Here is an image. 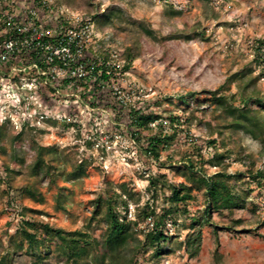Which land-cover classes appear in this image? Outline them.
<instances>
[{
	"label": "rangeland",
	"instance_id": "1",
	"mask_svg": "<svg viewBox=\"0 0 264 264\" xmlns=\"http://www.w3.org/2000/svg\"><path fill=\"white\" fill-rule=\"evenodd\" d=\"M15 1L20 13L36 3ZM52 1L54 8L92 18L94 35L88 52L92 59L104 61L110 54L109 61L123 66L128 50L138 54L127 73L122 68L116 71L113 83L133 106L161 116L166 134L173 139L157 161L140 151L143 146L114 130L118 120L113 109L89 97L86 106L72 97L56 102L46 89L38 96L43 107L32 105L29 115L15 114L9 105L0 103V110L4 106L7 112L0 114V264L4 257H9V264H36L35 257L18 249L27 246L16 234L25 220L86 233L97 261L91 257L84 264H264V239L249 231L259 228L258 234L264 235V178L260 182L250 178L251 173L264 171V133L256 139L245 129L231 127L235 118L211 102L208 94L189 100V105L180 101L192 92L214 91L237 73L244 77L220 91L232 106L241 105L243 95L264 96V66L255 62L254 51L257 41L264 43V0ZM43 13L47 24L56 21V9ZM104 15H110V21ZM62 91L79 95L83 88L65 85ZM251 107L259 110L254 104ZM171 116L180 120L175 131L170 128ZM11 117L13 123L7 119ZM23 120L33 131L21 128ZM71 120L78 128L70 125ZM117 133L123 138L112 137ZM211 140L217 141L212 148ZM41 148L48 175L34 167ZM215 149L227 156L217 167L206 164ZM187 158L205 164L210 175L218 171L243 175L237 188L251 190L250 197L244 209L212 213L210 224L202 229L201 251L191 258L185 239L193 230L192 216L201 215L205 208L203 195L195 191L186 206L189 214L180 212L172 220L176 223L168 220L163 228L171 236L164 245L170 253L156 257L155 249L143 246L144 234L152 228L143 210L148 204L161 214L170 206L166 198L172 186L184 181L172 166ZM80 163L88 164L86 174L71 179ZM154 176L161 177L157 192L149 182ZM123 185L129 194L123 193ZM30 192L41 194V199ZM119 194H124L129 205V218L139 221V235L109 253L102 246L106 211L98 209L96 202L99 197ZM217 236L220 246L215 255ZM40 264L72 263L53 247L49 260Z\"/></svg>",
	"mask_w": 264,
	"mask_h": 264
},
{
	"label": "trees",
	"instance_id": "2",
	"mask_svg": "<svg viewBox=\"0 0 264 264\" xmlns=\"http://www.w3.org/2000/svg\"><path fill=\"white\" fill-rule=\"evenodd\" d=\"M103 17L110 21V15H104ZM263 48V41H257L254 50L255 62L262 66H264ZM137 57L138 54H135L133 50L130 49L127 51L124 57L125 63L122 67V73H127L131 69L133 62ZM109 58L110 54H106L104 61L108 62ZM243 77L244 75L242 73H237L228 79L226 84L236 82ZM100 79L110 83L111 76L103 73L102 76H100ZM226 84L214 91L189 93L188 95L181 96L180 101L189 105V100H195L200 94H208L210 95L209 99L211 102L215 103L235 118L231 127L245 129L247 133L253 135L257 139L258 133H264V124L261 117L264 115V96L243 95L241 105L235 107L228 102L226 96L220 94V91ZM84 88L82 96L85 99H87V96L91 93L93 94V101H98L100 106L115 111L118 120V124L115 123V126H113L115 131L123 133L125 136H129L137 144L143 146V149L141 148L140 151H145L151 159L157 161L160 160L161 152L173 139L172 135L166 134V126L162 124L163 119L161 116L146 111L143 107L137 108L133 105L124 106L119 104L112 97L110 90L104 91L97 89L96 91L92 90L91 92H88L89 86L87 85ZM48 90L54 94V90ZM251 104L258 106L259 110H254L251 107ZM169 119L171 125L170 128L175 131L173 127L176 125L175 123H180V120L172 116ZM152 124H155V126H151ZM70 125L73 127L78 126L75 122L70 123ZM121 127L125 129V132H121ZM25 128L26 130L33 131V128L28 124ZM144 139L145 144H142ZM208 144L211 145L212 148V146H216L217 141L211 140ZM89 145H91V142H89ZM40 150L41 152L34 167L36 171L39 172L44 170L46 175H48L50 170L46 167L43 160V148ZM226 159V155L218 154V151L215 149L208 160H206V164H211L212 166L217 167ZM202 160L203 157L200 156L199 161ZM172 167L181 172L184 181L178 185L172 186L171 195L166 198V202L170 206L165 208L161 214H157L148 204L146 208H144L143 213L145 214V217H152L154 221L153 227L148 228L147 232L144 234L143 246H150L155 249L156 257L165 253H170L171 250H164V245L170 242L171 236L166 235L163 228L168 220L172 221L175 216L180 214V212L184 215L189 214V210H187L186 206L194 199V192L196 191L203 195L205 208L201 215L192 216L190 229L193 230L187 234L185 239L186 253L189 257L195 258L199 255L202 247V229L210 224L212 213H221L223 211L233 212L236 209H244L250 197L251 190L245 191L237 188L238 184L236 183L243 180V175L229 174L225 171H218L210 175L206 172L205 164L200 165L198 164V161L196 162L190 158H187L182 164ZM87 168L88 164L86 163L78 164L76 170L71 174V179H77L85 175ZM250 178L260 182V180L264 178V171L251 173ZM231 181H235V183L232 184ZM149 182L154 192H157V188L161 183V177H150ZM164 185L165 184L163 183L162 187H164ZM123 188V193L125 195L130 193V190L126 185H123ZM29 194L37 200L41 199V194L39 193L30 192ZM124 194L106 198L99 197L96 202L98 209H105L106 211L104 220L107 223V231L104 235L102 246L107 249L109 253H114L117 249L124 247L131 239H134L139 235V221L137 219L129 218V205L123 200ZM181 204L184 205V209L180 207ZM172 222L176 223V220ZM237 223L240 222L238 221ZM261 226H264V222ZM258 229L259 228L249 231L255 232L256 235L264 239V235L258 234ZM215 233L217 234V231H215ZM16 234L21 237L23 242L27 243V246L20 245L18 249L22 252L24 251L28 256L35 257L36 264H40L44 260H49L53 252V247L55 250L61 251L72 264H84L92 257L94 250V244L86 233L78 231L69 232L62 228H56L46 222L22 221ZM219 246L220 242L217 236L215 255H218L219 253ZM92 258L97 261L95 256ZM8 259L9 257H4L3 264H9Z\"/></svg>",
	"mask_w": 264,
	"mask_h": 264
},
{
	"label": "built area",
	"instance_id": "3",
	"mask_svg": "<svg viewBox=\"0 0 264 264\" xmlns=\"http://www.w3.org/2000/svg\"><path fill=\"white\" fill-rule=\"evenodd\" d=\"M35 2L20 13L15 8V0H0V103L9 105L15 114L23 112L22 115H29L32 105L43 107L39 94L52 89V100L60 102L63 97H72V100L86 106L85 101L89 99L85 100L82 92L65 95L62 89L66 85L73 89L83 88L84 91L88 85V92L91 88L93 91L111 90L112 97L119 104L132 105L113 83L118 76L116 71L123 66L88 56L94 35L92 18L67 8H54L52 0ZM45 9H56L55 22L47 24L44 21ZM103 73L111 76L110 83L100 79ZM92 96L89 93L87 98L92 99ZM2 113H7L4 106L0 110ZM45 118L49 119V116L41 115V119ZM7 119L14 122L12 117ZM27 124L29 122L23 120L21 128ZM122 136L117 133L112 137L122 139ZM132 142L135 143L134 140ZM147 222L153 227L152 217Z\"/></svg>",
	"mask_w": 264,
	"mask_h": 264
}]
</instances>
